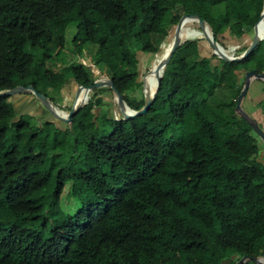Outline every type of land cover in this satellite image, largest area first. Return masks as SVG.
Listing matches in <instances>:
<instances>
[{
    "label": "trees",
    "instance_id": "obj_1",
    "mask_svg": "<svg viewBox=\"0 0 264 264\" xmlns=\"http://www.w3.org/2000/svg\"><path fill=\"white\" fill-rule=\"evenodd\" d=\"M166 1L0 0V91L32 85L47 97L42 85L56 93L70 80L91 85L97 77L90 67L86 79L82 64L63 53L74 25L77 56L137 111L144 105L138 53L155 55L181 15L196 14L225 48L226 35L245 36L246 19L255 24L263 8V0ZM49 25L59 34L57 49L49 45ZM156 66L145 68L143 82ZM248 70L264 71V40L240 61L202 54L198 38L181 41L146 113L124 118L110 111L103 124L95 98L111 93L108 86L89 91L70 123L52 116L36 124L22 118L12 96L0 97V264L264 259V163L254 132L234 111ZM252 111L264 131V97ZM73 180L86 197L70 214L60 196Z\"/></svg>",
    "mask_w": 264,
    "mask_h": 264
},
{
    "label": "rangeland",
    "instance_id": "obj_2",
    "mask_svg": "<svg viewBox=\"0 0 264 264\" xmlns=\"http://www.w3.org/2000/svg\"><path fill=\"white\" fill-rule=\"evenodd\" d=\"M165 6L172 7L173 6V0H167L166 2L162 3ZM246 30L247 33L245 36H243L240 39H232L229 36L226 35V38L223 40V43L225 44V50L227 54L234 56L235 50L239 49L245 45H249L252 36H253V26L254 22L251 18H247L246 21ZM197 22H189L182 28L181 32V41L187 40V39H193L198 38L200 39V52L202 54H208L209 51H211L207 41L203 37L202 32L196 28ZM175 28V27H174ZM173 28V31H174ZM76 29L74 25H70L65 34L64 38V55L66 54L69 58V60L74 61L76 64L81 63L82 65H78L79 72L82 74V76L86 79L90 77V71L85 69L84 66L90 67L91 72L97 77V79H104L107 78L103 73L100 74L99 71H97L96 68H93L92 65L89 63V59L85 56L78 57L75 52V46L72 44L71 39L75 33ZM170 34L167 36V38L162 42L159 51L155 55H142L139 54L140 58V65H139V79L143 80V75L146 73L145 68L149 66H156L158 62L165 56L167 53L172 37H173V31L170 30ZM49 33H50V41L49 45L57 49L59 47V34L56 31V29L49 25ZM240 55V54H239ZM213 64L210 69V73L212 76L215 75L216 72V59L212 60ZM50 67L54 70L59 69L60 67L58 65H51ZM145 72V73H144ZM43 92H49L47 98L49 100L51 99L54 104L56 105L58 110L64 111V107L72 106L74 102V95L76 90L78 89V85L75 83V81L70 80V82L63 86L62 89L59 92H50V89L46 85H42ZM156 89V81H153V89H151L150 92H153ZM88 96L90 94L88 93ZM264 94L261 91V83L259 81L252 80L250 83V86L248 88V91L241 102V108L242 110L247 113L248 115H252V109L256 107L259 102L263 99ZM13 102L15 103L17 112L24 113L22 118L28 119L31 122H35L36 124H42L45 119H51L53 120L52 115L48 112V110L41 105V103L30 93H22L18 95H14L11 97ZM52 102V103H53ZM85 102V101H84ZM83 102V103H84ZM87 102V100H86ZM95 104L96 107H94L95 110V119L98 121V124H103L107 115L110 111L115 112L116 116L119 112V109L117 107L116 101L113 98V94L108 92H103L102 94H99L95 98ZM255 120V119H254ZM256 121V120H255ZM259 123V121L257 120ZM60 126H64L63 124H59ZM69 130H66L63 133H60L61 137H64L66 133H68ZM256 138V144L258 148L257 152V159L264 163V143L258 138L256 134H252ZM29 147V140L23 139V141L20 143L19 148L23 154L27 153V149ZM85 192H84V185L81 182L78 181H70L68 182L60 196V208L64 212L74 214L81 206V203L85 200ZM223 264H230L229 261H224Z\"/></svg>",
    "mask_w": 264,
    "mask_h": 264
},
{
    "label": "water",
    "instance_id": "obj_3",
    "mask_svg": "<svg viewBox=\"0 0 264 264\" xmlns=\"http://www.w3.org/2000/svg\"><path fill=\"white\" fill-rule=\"evenodd\" d=\"M263 2H264V0H263ZM187 19H192V20H195L197 22V26L199 27L200 31L203 34V37L207 41V43L211 49L212 54L216 55L218 58H221L225 61H233V60L240 61V60L244 59L260 43V41L264 40V36H261L256 31V25L258 23L262 22V20L264 19V6H263V8L259 14L258 20L255 22V24L253 26V36H252V39H251L249 45L238 56H232V55L227 54L226 50L214 40L213 33L210 32V30L208 32L209 28L206 25V23L202 19H200L196 14H183L180 16L178 22L175 25V28L173 31L171 46H170L168 52L158 62L157 66H156V69H155V71H156V86H158L159 82H160L159 70L161 71L163 69L165 64L170 59L171 55L174 53V51L177 49L178 45L181 43V32H180V30L184 24V21ZM148 71H150V70H148ZM255 79L256 80H262L264 82V71L258 73L255 70H248L245 72L243 86H242V89L237 96L236 103L234 106V111L239 116H241L244 120H246V122L248 123V125L250 126L252 131L264 143V131L259 127L258 123L253 118H251L247 113H245L241 108L242 99L246 95L251 81L255 80ZM104 86H108L111 89V92L113 94L114 100L116 101L117 107H118L120 113L123 115L124 118H132L134 116H139V115L146 113L147 109L149 108V106L151 105V103L154 99L155 92H156V90H155L150 95H147V93L145 92V85H144V82L142 80V93H143V97H144V105L139 110L135 111V110H131L130 108H128L126 106V104L122 100V95L114 87L112 81L109 78L96 79L89 86L78 85V89L76 90L75 95H74V102H73L70 110L68 112H66L65 114H62V115H59L55 111V109H57V107L54 106V104L49 100V98H47L44 93H42V92L40 93V92L36 91L32 87V85H28L26 87L19 85V86H15L11 89L0 91V97L14 96V95L22 94V93H30L41 103V105H43L48 110V112L52 116H54L58 120L63 121L65 123H70L71 116L75 112H77L82 105L86 104V102L82 105L81 104H79V105L75 104L76 98L79 94V89H85L86 93H88L89 91H91L95 88H100V87H104ZM88 98H89V96H88ZM247 260H252L253 262L259 263V264L260 263L264 264L263 258L248 257V256H242L237 262H235V264H243Z\"/></svg>",
    "mask_w": 264,
    "mask_h": 264
},
{
    "label": "bare ground",
    "instance_id": "obj_4",
    "mask_svg": "<svg viewBox=\"0 0 264 264\" xmlns=\"http://www.w3.org/2000/svg\"><path fill=\"white\" fill-rule=\"evenodd\" d=\"M263 6H264V2H263ZM189 22H196L195 20H192V19H187L184 21V24L182 26V28L184 27V25H186L187 23ZM182 28L180 30V32H182ZM256 31L261 35V36H264V19L262 20V22L259 23L258 27L256 28ZM208 32H209V29H208ZM172 42V41H171ZM171 46V44H170ZM170 48V47H169ZM169 50V49H168ZM168 52V51H167ZM156 69V68H155ZM155 69L147 76V78L144 80V85H145V92L147 93V95H150L152 92L151 91V86L153 84V81H156V71ZM162 71V70H161ZM161 71L159 70V73L161 74ZM86 90L85 89H79V94L76 98V105H79V104H83L84 101H86ZM85 103V102H84ZM55 111L59 114V115H62V114H65L64 112L58 110V109H55Z\"/></svg>",
    "mask_w": 264,
    "mask_h": 264
},
{
    "label": "built area",
    "instance_id": "obj_5",
    "mask_svg": "<svg viewBox=\"0 0 264 264\" xmlns=\"http://www.w3.org/2000/svg\"><path fill=\"white\" fill-rule=\"evenodd\" d=\"M93 67V66H92Z\"/></svg>",
    "mask_w": 264,
    "mask_h": 264
}]
</instances>
